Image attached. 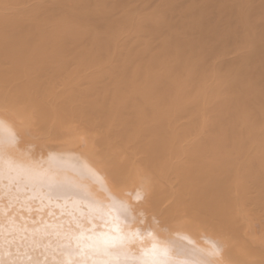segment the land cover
Returning a JSON list of instances; mask_svg holds the SVG:
<instances>
[{"label":"bare ground","instance_id":"bare-ground-1","mask_svg":"<svg viewBox=\"0 0 264 264\" xmlns=\"http://www.w3.org/2000/svg\"><path fill=\"white\" fill-rule=\"evenodd\" d=\"M0 264H264V0H0Z\"/></svg>","mask_w":264,"mask_h":264}]
</instances>
